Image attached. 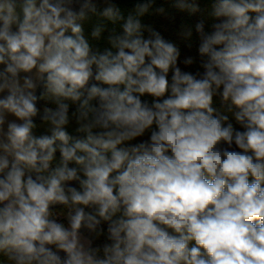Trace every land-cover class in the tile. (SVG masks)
Here are the masks:
<instances>
[{
    "label": "clouds",
    "instance_id": "clouds-1",
    "mask_svg": "<svg viewBox=\"0 0 264 264\" xmlns=\"http://www.w3.org/2000/svg\"><path fill=\"white\" fill-rule=\"evenodd\" d=\"M131 3L0 0V264H264V0Z\"/></svg>",
    "mask_w": 264,
    "mask_h": 264
},
{
    "label": "trees",
    "instance_id": "trees-1",
    "mask_svg": "<svg viewBox=\"0 0 264 264\" xmlns=\"http://www.w3.org/2000/svg\"><path fill=\"white\" fill-rule=\"evenodd\" d=\"M120 7L127 12L131 9V0H119ZM157 6H163L167 9V15H150L144 18V22L151 24L153 27L161 31L165 38L175 41L182 48V55H197L198 39L195 34L192 40L191 48L185 46L184 42L179 39L178 31L181 24L194 26L195 22L201 17L206 16L211 10L210 0H201V13L196 16H189L186 13H179L171 7L170 0H157ZM150 99V98H149ZM216 106L221 111L226 109L221 105L219 99L214 101ZM229 115H231L229 113Z\"/></svg>",
    "mask_w": 264,
    "mask_h": 264
}]
</instances>
